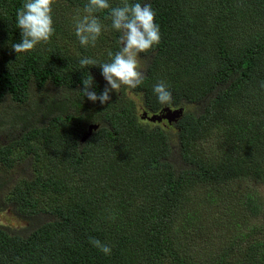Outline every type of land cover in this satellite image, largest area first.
I'll return each mask as SVG.
<instances>
[{
    "label": "trees",
    "instance_id": "trees-1",
    "mask_svg": "<svg viewBox=\"0 0 264 264\" xmlns=\"http://www.w3.org/2000/svg\"><path fill=\"white\" fill-rule=\"evenodd\" d=\"M128 2L151 4L160 43L141 54L143 83L101 105L77 92L88 74L98 96L107 86L79 60L119 51L110 9L96 13L95 46L82 47L64 15L87 0H54L50 41L17 56L25 0H0V105L28 103L3 117L20 133L0 144V169L27 159L30 173L0 193V210L28 223L0 225V264H264V203L236 188L264 186V0ZM159 81L168 105L153 93ZM46 89L57 97L34 98ZM178 108L169 123L143 118Z\"/></svg>",
    "mask_w": 264,
    "mask_h": 264
},
{
    "label": "clouds",
    "instance_id": "clouds-1",
    "mask_svg": "<svg viewBox=\"0 0 264 264\" xmlns=\"http://www.w3.org/2000/svg\"><path fill=\"white\" fill-rule=\"evenodd\" d=\"M53 3L54 0H25L22 8L18 9L16 21L21 40L11 46L17 56L50 41L54 33ZM106 9H110L111 27L120 33V49L115 54L108 52L109 62L98 63L84 57L79 60V65L81 69L99 67L107 86L98 96L93 90L94 78L88 74L82 79V91H77L89 101H99L101 105L109 102L112 92L119 93L122 88L135 89L143 83L144 74L139 64L141 54L152 50L161 39L159 25L155 22L156 13L150 3L130 4L128 0H122L120 6L111 7L109 0H87L84 14L75 19V36L82 47L95 46L103 29L96 13ZM153 93L161 105L171 103L172 94L165 82H157ZM89 243L103 254H111V247L98 239L90 238Z\"/></svg>",
    "mask_w": 264,
    "mask_h": 264
},
{
    "label": "rangeland",
    "instance_id": "rangeland-1",
    "mask_svg": "<svg viewBox=\"0 0 264 264\" xmlns=\"http://www.w3.org/2000/svg\"><path fill=\"white\" fill-rule=\"evenodd\" d=\"M64 7V6H63ZM61 7L60 9H63ZM84 13L79 11H72V10H65V17L69 18L71 21V24L73 26L72 30H75V19L78 16H82ZM145 63V62H144ZM144 63L142 61H139L140 64V70L143 72V65ZM34 98L38 97L39 99H42L40 97H45L46 99H49L51 97H57L55 93H53L51 90H45L43 94H39L38 92H33ZM38 99V100H39ZM202 108V102H199L198 105H186L184 109L190 110L192 112H197L201 110ZM28 109V103L21 104L20 109L14 104L9 97H5L3 102L0 105V144H5L7 140L13 137H16L20 132L19 128L17 126L19 122H6L4 118H9L10 114L14 111H24ZM42 110V109H40ZM183 110V108H182ZM17 113V112H16ZM149 116V115H148ZM4 117V118H3ZM42 118L41 113H34L30 116L29 120L31 124H34L35 126L39 125L38 122ZM150 122V121H149ZM161 122H164L162 119ZM13 129V130H11ZM29 164L27 159H22V162L15 163L11 169H0V193H6L8 191V188L13 185V183H16L18 180H28L29 179ZM236 188L238 190H242L244 188H249L252 190H255V192L258 194L261 201L264 203V186L263 185H256L252 181H246V183L243 181L242 183H239L236 185ZM46 205V204H44ZM0 225L14 228V229H22L23 227L28 228V223L24 220L19 219L16 217L10 209L5 208L0 210Z\"/></svg>",
    "mask_w": 264,
    "mask_h": 264
},
{
    "label": "water",
    "instance_id": "water-1",
    "mask_svg": "<svg viewBox=\"0 0 264 264\" xmlns=\"http://www.w3.org/2000/svg\"><path fill=\"white\" fill-rule=\"evenodd\" d=\"M182 111H183L182 108L173 109V110L164 109L162 113L158 115H151L150 117H147L145 114H143V118H145L146 120L150 122H155V121L158 122L163 119L169 123L175 118H177L181 114ZM95 129H96V126H89L87 135L90 133L91 130H95ZM84 139H85V136L83 135V137H81V141H83Z\"/></svg>",
    "mask_w": 264,
    "mask_h": 264
}]
</instances>
